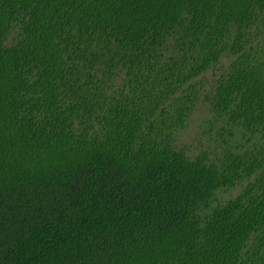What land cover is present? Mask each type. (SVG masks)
Returning <instances> with one entry per match:
<instances>
[{"label": "trees", "instance_id": "1", "mask_svg": "<svg viewBox=\"0 0 264 264\" xmlns=\"http://www.w3.org/2000/svg\"><path fill=\"white\" fill-rule=\"evenodd\" d=\"M0 264H264V0H0Z\"/></svg>", "mask_w": 264, "mask_h": 264}, {"label": "rangeland", "instance_id": "2", "mask_svg": "<svg viewBox=\"0 0 264 264\" xmlns=\"http://www.w3.org/2000/svg\"><path fill=\"white\" fill-rule=\"evenodd\" d=\"M206 75L209 76L210 73H207ZM204 117L205 116H204L203 109L197 110L191 118L192 120L190 122V125L187 126V128L184 129L180 134L181 139H183L185 142H187L189 144L194 143V145L192 144L193 147H196L198 145L197 140L200 138L199 134L201 132V128L199 125H200L201 119ZM210 135H211V133H210ZM237 191H238V188H235V189H232L229 191H218V196L221 199H228L230 196L237 193Z\"/></svg>", "mask_w": 264, "mask_h": 264}]
</instances>
